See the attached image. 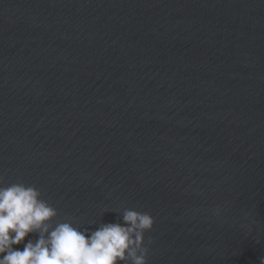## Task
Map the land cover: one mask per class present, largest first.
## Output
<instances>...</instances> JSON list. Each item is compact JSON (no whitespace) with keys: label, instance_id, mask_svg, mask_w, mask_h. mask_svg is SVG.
<instances>
[{"label":"water","instance_id":"water-1","mask_svg":"<svg viewBox=\"0 0 264 264\" xmlns=\"http://www.w3.org/2000/svg\"><path fill=\"white\" fill-rule=\"evenodd\" d=\"M0 177L149 213L148 264H261L264 0H0Z\"/></svg>","mask_w":264,"mask_h":264},{"label":"clouds","instance_id":"clouds-1","mask_svg":"<svg viewBox=\"0 0 264 264\" xmlns=\"http://www.w3.org/2000/svg\"><path fill=\"white\" fill-rule=\"evenodd\" d=\"M113 212L117 222L81 228L71 217L58 219L34 185L5 186L0 177V264H148L145 234L154 218L132 208Z\"/></svg>","mask_w":264,"mask_h":264}]
</instances>
